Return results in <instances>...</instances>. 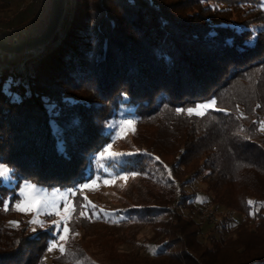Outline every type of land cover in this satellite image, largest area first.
Masks as SVG:
<instances>
[{
    "label": "trees",
    "instance_id": "16d2710c",
    "mask_svg": "<svg viewBox=\"0 0 264 264\" xmlns=\"http://www.w3.org/2000/svg\"><path fill=\"white\" fill-rule=\"evenodd\" d=\"M262 2L74 0L44 50L26 58L24 73L0 51V163L14 170L13 186H0V264L85 257L70 238L64 254L44 262L53 228L31 231L14 204L23 182L67 190L91 181L122 108L133 109L136 145L119 169L166 192L160 205L128 211L145 217L157 248L132 264H264ZM14 8L0 0V14ZM212 100L203 116L177 113ZM198 195L240 221L229 230L232 219L223 216L201 240L210 222L197 219ZM79 212L71 233L94 223ZM246 232L260 243L252 247Z\"/></svg>",
    "mask_w": 264,
    "mask_h": 264
},
{
    "label": "rangeland",
    "instance_id": "374dc122",
    "mask_svg": "<svg viewBox=\"0 0 264 264\" xmlns=\"http://www.w3.org/2000/svg\"><path fill=\"white\" fill-rule=\"evenodd\" d=\"M52 1L53 0H46L45 5L49 8V12ZM69 1L74 4V0ZM29 3L30 0H21L19 5L17 4L14 9L4 14H0V16L3 18H11L9 23L14 26L18 25V23L23 25L29 23L32 25V31H34V22L37 20L38 16L41 15V12L38 11L39 8L36 6L37 1L34 6H32V9L37 7V9L34 11L31 10L30 12L31 7H28L25 12L20 11V6L22 4L28 6ZM262 7L264 9V0L262 2ZM28 10L30 13L27 15ZM19 18L20 21H17ZM47 20L42 23V25L37 26L39 31H43L45 29ZM129 120L133 121L131 126L125 124L123 127H121L122 121ZM262 122H264V115L261 118V123ZM111 126L114 128V131L112 139L113 143L111 144L112 148L110 151L116 153H125V155L104 161L98 159L100 153L96 155L92 164L94 171L93 178L91 181L85 183L90 184L92 181H96V186L94 188L82 189L84 184L77 189L67 190H49L47 188L37 187L43 192L49 194L54 192L67 193L66 198L70 206L77 212H81L82 210L85 211L84 217L91 219V222H94L89 224L83 234L78 233V235L71 233L68 226V223L73 217L75 211L71 212V218L67 221V232L63 231L65 226L63 221H61L59 227L52 224V220H60V217L55 215H41L39 218L44 221L43 226L31 224V231L33 227H41L45 229L52 227L54 238H58L59 235L67 236V241H58V243H63L64 246L68 244L70 238L75 244L77 243V247L84 251L85 257L79 261L73 262V264H132L133 261L138 258V256H154L157 251L156 246L151 242L153 237L152 228L150 225H147V223L144 222L143 219L145 217L137 213H135L134 216H130L128 211L132 208L138 209L147 206L160 205L165 198L164 196L166 192L162 191L164 189L161 190L158 186H152L151 184L145 182V179H143L145 177L142 176V178L138 174L133 175L134 173H124L118 167L125 163L127 159L134 154L133 144H135V141L132 139V135L135 132L133 109L122 108L117 113L116 120L112 122ZM145 130L149 129L146 128ZM118 133L119 138H117ZM123 177H127V179H123ZM105 180L109 181V183L105 184ZM25 183L29 182H23L20 187ZM12 184L13 183L11 181L10 184L6 186L11 187L13 186ZM194 188L195 191L199 189L201 190L203 189V186L199 183H195ZM184 190L189 193L192 192L193 188L186 186ZM72 193L75 194L73 195ZM201 200L203 202H200ZM88 201H90L92 205L96 206L94 210L91 206L87 207L86 209L81 207V205H86ZM56 203L61 212H63L64 201L56 198ZM179 203L180 198L178 197L168 206L167 209H176L175 207L178 206ZM195 204V211L200 213L197 219L202 221L203 219L201 218L205 217L208 218L210 222L209 224L203 225L200 238L201 240L206 239L210 228L213 225H217L223 216L227 215L232 219V222L229 224V230H232L240 221V218L237 215L230 214L223 208H214L211 206L204 195H198V200H196ZM101 209H103V212L100 211ZM48 211L51 212L52 209L50 208ZM17 212L25 217V219H28V221H30L35 215L31 212ZM106 213L109 215H105ZM97 215L99 218H97ZM166 218L167 217L163 216L159 217V219H163L164 221ZM213 236H215L214 233ZM245 237V239L251 243L252 247L255 246V243H260L259 234L246 232ZM152 249H155V251ZM224 250L226 251L227 247ZM250 253L252 252H249V254ZM58 255H61V252L58 248L51 252H49L47 249V252L43 258L44 262L49 263ZM257 263L259 262H253V264Z\"/></svg>",
    "mask_w": 264,
    "mask_h": 264
},
{
    "label": "snow or ice",
    "instance_id": "6c2138e0",
    "mask_svg": "<svg viewBox=\"0 0 264 264\" xmlns=\"http://www.w3.org/2000/svg\"><path fill=\"white\" fill-rule=\"evenodd\" d=\"M216 104L215 100H212L210 103L207 104H202V105H196L195 108H189L186 110L183 109H177V113H180L182 111H186L189 116L195 114L197 116H203L205 114V111L208 108L214 107ZM243 115V114H241ZM133 121H122L121 122V127H123L125 124L131 126ZM261 130L264 131V122L261 123ZM117 138H119V133L117 134ZM112 148V145L109 144L107 145L103 151L100 152L98 159L101 161L108 160V159H115L119 156L125 155V153H116V152H111L110 149ZM157 159H159L157 157ZM103 166V165H102ZM13 169L9 168L7 165H4L3 163H0V186L8 185L10 184L12 180V174H13ZM135 175V174H133ZM169 175L171 173L169 172ZM123 179H127V177H123ZM105 184L109 183V181L105 180ZM96 186V181H92L90 184H84L82 186V189H92ZM73 195L75 193H72ZM67 193H59V192H54V193H45L42 190L38 189L36 185L30 184V183H25L23 186L20 187L19 193H18V198L14 204V208L16 211L19 212H24V213H34L35 215L33 218L28 222L32 225H44V221H42L39 217L41 215H55L59 216L60 220H52V224L56 225L57 227L60 226L61 221L64 223V228L63 231L67 232L68 228L66 227L67 221L71 218V212L75 211L74 208L70 206V204L67 201ZM56 198H59L60 200L64 201V208L63 212L58 208L57 203H56ZM87 199V198H85ZM200 202H203L202 200ZM249 205L253 204V201H248L247 202ZM91 206L92 209L94 210L96 208L95 205H92L90 201L86 205H81L82 208H87ZM4 210H8L9 208V203L5 202L2 205ZM52 209V211H48V209ZM103 212V209L100 210ZM95 214V212H94ZM81 216L85 215V211L80 212ZM109 215V214H105ZM97 218L99 216L97 215ZM13 227H19V222L12 221L10 222ZM33 232L36 231V228L33 227L32 229ZM74 235H78V233H75ZM68 237L65 235H59L58 238H54L48 247V251L51 252L53 250H56L57 248L61 252V254H64L66 252L65 246L63 243H58V241H67ZM155 251V249H152Z\"/></svg>",
    "mask_w": 264,
    "mask_h": 264
},
{
    "label": "built area",
    "instance_id": "2783aa9c",
    "mask_svg": "<svg viewBox=\"0 0 264 264\" xmlns=\"http://www.w3.org/2000/svg\"><path fill=\"white\" fill-rule=\"evenodd\" d=\"M37 0H30L29 5H21L20 11H26L28 7L34 6ZM73 7V4L69 0H64L63 7L61 10V20L64 18L66 11L68 9H71ZM46 12H49V8L46 6ZM42 17V16H41ZM38 21L40 20V16H38ZM11 18H3L0 16V36L3 38V41L8 45H17L20 44L23 41H26L30 38L31 31H32V25L31 24H18V25H11L10 22ZM37 21V20H36ZM60 23L57 26L55 31H59L60 29ZM45 45H42L41 47L37 49L27 50L20 53H14L11 54L14 62L16 63V72L17 73H24L25 72V60L26 58L33 57L38 55L44 50ZM36 50V51H35ZM35 51V52H34ZM6 53L1 51V55L4 56Z\"/></svg>",
    "mask_w": 264,
    "mask_h": 264
},
{
    "label": "water",
    "instance_id": "95a60500",
    "mask_svg": "<svg viewBox=\"0 0 264 264\" xmlns=\"http://www.w3.org/2000/svg\"><path fill=\"white\" fill-rule=\"evenodd\" d=\"M64 0H53L48 15L46 28L40 36L21 42L17 45H8L0 39V51L7 54L20 53L27 50L37 49L42 45H46L52 39L56 32V28L61 20V10Z\"/></svg>",
    "mask_w": 264,
    "mask_h": 264
},
{
    "label": "crops",
    "instance_id": "0c3cea01",
    "mask_svg": "<svg viewBox=\"0 0 264 264\" xmlns=\"http://www.w3.org/2000/svg\"><path fill=\"white\" fill-rule=\"evenodd\" d=\"M6 1L11 2L14 6H17V4L19 5L21 0H6ZM45 4H46V0H37L36 6L39 8L38 11L41 12V15H40V20L38 21V19H37V21L34 22V31L31 32V35H35V33L36 34L39 33L40 31L37 29V26L42 25V23H44L47 20L48 12H46V5ZM37 7L35 9H37ZM35 9L30 8V12H31V10L34 11ZM30 12L28 10L27 15ZM17 21H20V18ZM33 32H34V34H33Z\"/></svg>",
    "mask_w": 264,
    "mask_h": 264
}]
</instances>
